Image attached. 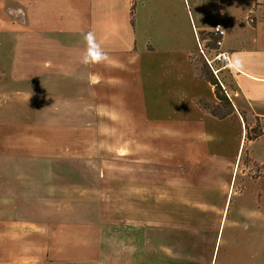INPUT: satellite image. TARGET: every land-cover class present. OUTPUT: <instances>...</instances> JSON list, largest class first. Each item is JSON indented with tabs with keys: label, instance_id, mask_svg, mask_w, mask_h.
<instances>
[{
	"label": "crops",
	"instance_id": "obj_1",
	"mask_svg": "<svg viewBox=\"0 0 264 264\" xmlns=\"http://www.w3.org/2000/svg\"><path fill=\"white\" fill-rule=\"evenodd\" d=\"M65 1L72 6L81 5V8L87 3L86 21L81 19L82 14L74 15L69 9L78 28L73 22L70 24L75 25L69 27L68 33L52 23L51 28L44 24L37 29L22 27L18 38L15 37V49L0 54V264H54L59 229L75 227L69 221L65 225L53 217H44V206L53 205L52 198H58L59 194L56 192L53 196V192H46L51 197L45 198L43 192L44 187L51 189L58 184L60 188L61 171L67 173L68 182L70 173L75 175V167L59 168V146L54 153L46 155H39L34 150L42 149V144L56 138L54 133L64 131L63 125L74 126L63 122L59 114L64 108L73 107L77 93L81 94L79 98L86 100L90 93H95V109H132L133 118L144 119L134 125H154L150 107L164 110L163 123L170 129L146 134L129 132L121 137L122 142L149 141L142 148L132 144V151L138 156H147L150 167L162 172L163 181L159 187L165 191L164 206L171 202L172 189L183 190L182 183L187 181L198 186L206 180L203 175L208 169L221 174L218 179L213 178L211 184L218 182L224 191L235 185L238 176L244 178L246 172L239 164V150L235 151L227 142L226 130L234 119L240 125L244 123L241 112L264 118V0H233V4L226 2L224 6L219 3L207 7L197 4V0H191L193 4L190 0H179L176 7L180 10L184 7L188 15L191 30L187 35L194 45L185 49L182 57L175 55V61L168 55V44L174 39L172 30L169 40L164 35L163 38L150 37L151 42L161 46L167 55L155 60L156 63L149 50L138 51L137 26L141 11L146 19L143 27L156 29L160 23L165 26L164 14L170 9V0ZM145 10L148 11L146 15L143 14ZM250 13L255 19L253 23L247 20ZM218 22L226 23H223L226 35L221 48L229 53L230 62L224 70L229 69L228 73L233 74V83L237 85L233 93L236 110L223 119L205 113L200 106L203 89L206 86L210 91L212 89L197 70L196 59L190 57L195 50L197 30L213 28ZM169 23L168 19L167 24L172 29L173 24ZM10 59L20 62L21 67L10 69ZM7 87L21 96L10 97L11 89ZM144 90L149 91L148 95L141 94ZM139 92L140 96L137 95ZM18 105L25 110L24 117H21L23 113L12 112L18 110ZM45 108L52 112L48 121L40 116L43 113H38ZM95 113L98 123V117L104 118V115ZM71 139L75 140V133ZM116 149L119 151L120 145ZM43 160L50 164L45 166ZM251 165L261 169L258 175L261 178L264 161L258 164L250 158L248 168ZM18 170L36 177L46 170L51 178L46 186H34L32 179L30 183L20 180L15 175ZM180 170L185 171L179 173ZM192 173L195 175H187ZM241 173L245 174L241 176ZM259 196L258 204L255 201L239 203L231 214L232 218L248 220V226L258 228L260 237L264 238V184ZM226 202L214 205L211 211L221 220L228 221L231 205L227 209ZM51 210L54 214L58 209ZM69 211L66 212L69 214ZM98 246L86 243L77 250L68 249L63 256L87 260L92 258L90 252ZM262 253L264 258V250ZM72 254H79V257Z\"/></svg>",
	"mask_w": 264,
	"mask_h": 264
},
{
	"label": "rangeland",
	"instance_id": "obj_2",
	"mask_svg": "<svg viewBox=\"0 0 264 264\" xmlns=\"http://www.w3.org/2000/svg\"><path fill=\"white\" fill-rule=\"evenodd\" d=\"M178 1L170 0V9L164 14L166 25L160 23L156 29L143 27L142 23L144 25L146 19L142 11L140 13L137 26L138 51L149 50L154 63L155 60L167 55H164L161 46H155L151 42L150 37L163 38L164 35L165 39L169 40V33L172 30L174 39L170 38L171 43L168 44L170 54L166 53L175 61H177L175 55L182 57L181 54L185 53L183 51L194 45L193 39L187 35L191 30L188 28V15L184 7L181 10L176 7ZM198 2L204 7L219 3L224 6L226 2L233 4V0H197V4ZM191 3L193 4L192 1ZM70 8L74 15L82 14L81 19L87 20L86 2L81 8V5L72 6L65 0H0V54L5 51L10 53L15 49V37L18 38L22 27L37 29L41 24L50 28L56 25L67 31L66 33L75 24L74 27L78 28V22L76 23L68 13ZM146 13L147 10L143 11L144 15ZM168 19L169 25L173 24L172 29L167 24ZM247 20L250 23L255 21L253 13L248 14ZM71 22L75 24L71 25ZM195 37L197 42L190 57L196 59L197 70L212 89L210 91L208 86L203 89L200 106L205 113L223 119L212 113L213 110L224 113L225 106L215 96V85L208 78L214 76L219 84L221 81L228 89L232 102L237 85L233 83V74L220 69L225 61L214 59L217 52L224 50L221 48L222 45H218L215 49L216 36L213 28L197 30ZM8 64L12 70L21 67L20 62L12 59L8 60ZM202 69L204 74L201 72ZM7 89H11L10 97L21 96L13 93L11 87ZM148 93V90L141 92L142 95ZM80 95L77 93V101L73 103L72 108H64L59 114L63 122H70L74 126L63 125L64 131L61 129L54 133L57 139H50L49 142L42 144V149L34 150L39 155H46L54 153L53 150L59 146L57 161L59 168L66 170L69 166L75 167V175L70 173L68 182L67 173L64 174L62 171L59 173L60 188L58 184L53 185L51 189L43 188L45 198L51 197L46 192H53V196L56 192L59 194L58 198H52L53 205L44 206V217L58 219L56 221L60 224L67 225L68 221L70 224H75V227L59 229V237H57L59 246L54 248L56 250L53 254V259L55 258L56 261L54 264H264L262 253L264 238L260 237L259 229L256 227L251 229L248 220L232 218L231 214V210L239 203L249 204V201H255L258 204L264 175L259 178L261 169L253 165L248 168V165L250 158L256 160L258 164L264 161V134L258 139L249 141L246 139V133L249 131L253 134L260 128L264 129V118L251 114L246 116L241 112L244 123L241 122L240 125L234 119L231 121L232 126L226 130L227 142L231 143V148L235 151L239 150V164L242 171L246 172L244 178L238 176L235 185L224 191L218 182L211 184L213 178L218 179L221 174L208 169L203 175L206 180L201 181L198 186L187 181L182 183L183 190L172 189L171 202L168 206H164L165 191L159 187L163 181L162 172L150 167L147 156H138L132 151V144L142 148L143 144L149 141L135 139L121 141V137L129 132L146 134L170 129L163 123L164 110L150 107L149 114L154 125H134L136 122H143L144 119L138 120L136 116L133 118L132 109L123 107L95 109L93 108L96 103L95 93H90L87 100L79 98ZM137 95L140 96V92ZM148 105L149 102L145 108ZM42 111L38 113H43L40 116L44 121L50 120L51 109L45 108ZM95 111L98 112V116L104 115V118L98 117V123ZM12 112L23 113L21 117H24L25 110L18 105V110ZM168 131L172 132V130ZM73 133H75L74 141L71 139ZM117 145H120L119 151L116 149ZM162 155L164 156L161 153ZM42 163L45 166L50 164L46 160ZM184 171L180 170L179 173ZM262 171L264 172V167ZM15 175L25 183L32 179L31 184L40 187L46 186L51 178L46 170L39 172L38 177L33 174L29 176L20 170ZM225 201H227V209L231 205L228 221L221 220L211 211L214 205H221ZM52 208L58 210H54L53 214ZM67 210H70L69 214ZM98 235L100 238H92ZM86 243L99 244L98 250L90 252L92 258L71 259L63 256L68 249L77 250ZM72 255L79 257V254Z\"/></svg>",
	"mask_w": 264,
	"mask_h": 264
},
{
	"label": "trees",
	"instance_id": "obj_3",
	"mask_svg": "<svg viewBox=\"0 0 264 264\" xmlns=\"http://www.w3.org/2000/svg\"><path fill=\"white\" fill-rule=\"evenodd\" d=\"M216 36V35H215ZM217 39L218 37L216 36L214 38V46H215V49L216 47L218 46L217 44ZM225 66V64H223ZM224 66H221L223 68L220 67V69L223 71L224 70ZM204 68V67H203ZM226 70V69H225ZM224 70V71H225ZM229 69H227V73L229 72L228 71ZM203 73V69L201 71ZM213 72V71H212ZM204 74V73H203ZM216 77L218 76L216 73H215ZM203 76V75H202ZM212 76V75H211ZM204 77V76H203ZM208 78V77H207ZM218 78V77H217ZM208 80L213 84L215 85V96L217 97V99L220 101V102H223L224 103V106H225V112L224 113H220L218 112L217 110H213L212 113L216 116H219L220 118H226L228 116H230L235 110V107H234V104L232 102V98L230 97V95L228 94V89L224 86V84L220 81V84L218 83L217 79L212 76V77H209ZM225 91V92H224ZM257 131V132H256ZM253 132V134H251L249 131L246 133V139H248L249 141L250 140H254V139H257L258 137H260L263 133H264V129L260 128L259 130H256Z\"/></svg>",
	"mask_w": 264,
	"mask_h": 264
},
{
	"label": "built area",
	"instance_id": "obj_4",
	"mask_svg": "<svg viewBox=\"0 0 264 264\" xmlns=\"http://www.w3.org/2000/svg\"><path fill=\"white\" fill-rule=\"evenodd\" d=\"M213 31L215 35L218 37L217 44L222 45L223 37L226 34L225 26L222 23L218 22L214 25ZM214 57H215L214 59L216 60L225 61L224 63L225 65L226 64L229 65L230 58H229V54L226 51H219L215 54Z\"/></svg>",
	"mask_w": 264,
	"mask_h": 264
}]
</instances>
